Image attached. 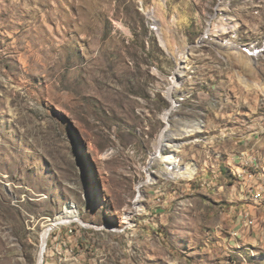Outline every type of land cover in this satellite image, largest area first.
<instances>
[{"label":"rangeland","instance_id":"obj_1","mask_svg":"<svg viewBox=\"0 0 264 264\" xmlns=\"http://www.w3.org/2000/svg\"><path fill=\"white\" fill-rule=\"evenodd\" d=\"M69 203L82 221L43 264L210 262L194 249L222 213L240 220L223 259L264 264V0H0V264H39Z\"/></svg>","mask_w":264,"mask_h":264},{"label":"crops","instance_id":"obj_2","mask_svg":"<svg viewBox=\"0 0 264 264\" xmlns=\"http://www.w3.org/2000/svg\"><path fill=\"white\" fill-rule=\"evenodd\" d=\"M193 188H196V186H192ZM242 195V198L245 196V194H240ZM239 205H241V203H239V201L237 202ZM243 205H250L247 202L243 201ZM217 217V223L215 225H213V227H207L205 228L204 226L201 225V229H202V235L201 236V240L199 243V248L198 249H194L199 250L200 251H205L207 253L211 254L212 260L210 262H195L191 264H230L231 262L228 260L223 259V257H225L226 254L228 253H235V246L240 244V239H239V233H236L234 236H232L233 232L231 231L234 227H237L238 223H240L239 220V216H237V219H232V221L234 220L236 224H232L230 225V220L229 217H232L231 214H225L222 213L221 215H218ZM206 218L208 219V222H212L216 219V217H214V213H210L206 216ZM212 220V221H211ZM144 222V224H142ZM141 222H138L137 227L135 228L134 232L136 235L134 236V242L136 243V247L139 248V250L141 252H144L145 250L151 249L153 246V242H140L141 238H145L147 235H150V230H155L156 228V220L155 217H153V214H149L148 218L143 220ZM227 224L228 229H226L225 225ZM212 225V224H211ZM144 227H148V230H145ZM151 230V231H152ZM205 231V232H204ZM155 232V231H154ZM157 232V231H156ZM232 232V233H231ZM159 233V232H157ZM124 241H123V247L124 249H127V247H129L130 242L133 238H129L128 234H124ZM123 240V238H122ZM127 243V244H126ZM221 247H220V246ZM153 249V248H152ZM235 255V254H234ZM191 257H193V253L190 254ZM176 262H178L176 260Z\"/></svg>","mask_w":264,"mask_h":264},{"label":"bare ground","instance_id":"obj_3","mask_svg":"<svg viewBox=\"0 0 264 264\" xmlns=\"http://www.w3.org/2000/svg\"><path fill=\"white\" fill-rule=\"evenodd\" d=\"M220 12V11H219ZM151 13V12H150ZM226 18V16H224ZM227 20V19H226ZM159 22V25H160V28L163 30V32L165 33V30L166 32L169 30L168 26H167V23L164 21V19H160ZM224 22V21H223ZM221 22V23H223ZM227 21H225L224 23H226ZM230 22V21H229ZM219 23V22H218ZM220 23V24H221ZM228 23V22H227ZM214 24V23H213ZM217 24V23H216ZM232 24V23H230ZM217 27V26H216ZM221 27V26H220ZM222 30V28H220ZM224 27V26H223ZM226 27V26H225ZM229 27V26H228ZM227 27V28H228ZM218 28V27H217ZM214 29V28H213ZM175 52V51H174ZM183 61V60H182ZM181 65V68H182V63L180 64ZM180 67V66H179ZM178 75V74H177ZM171 111L172 110H169L165 117L170 120V116H171ZM197 124V123H196ZM170 127V126H169ZM188 125L185 127H181L179 130H175V132L172 130L170 131V129L168 128L166 133H164L160 139V143H159V151L157 153H160L161 152V149L165 146H172V147H175L176 149L178 148L177 146H179V143L177 142H172V139L177 137V136H185V135H188L190 134V132L194 131V130H200V126L198 125H195V129H189L190 127H188ZM165 132V131H164ZM154 159L157 160V161H160V157H159V154H156L154 156ZM163 161H167L169 163L168 165V172L169 173H172V174H175L177 176H181V177H184V178H192L194 176V174L197 172L198 168H197V165L194 164V163H187L183 166H180L179 165V161H178V158L176 155L174 154H169V155H163ZM162 161V162H163ZM167 163V164H168ZM167 172V171H166ZM172 176V175H171ZM248 217V216H247ZM71 220H79V221H82L80 215H79V211L77 210V207L74 205V203H69L67 204V206L65 207L64 211H62L60 213V215L50 224L49 227H47L44 232H43V235H42V241H41V251H40V254H39V264H43V261H44V256H45V253H46V250H47V242H48V238H49V234L50 232L59 224V223H66V222H69ZM249 222L250 223H253L254 221L250 218L249 219Z\"/></svg>","mask_w":264,"mask_h":264},{"label":"built area","instance_id":"obj_4","mask_svg":"<svg viewBox=\"0 0 264 264\" xmlns=\"http://www.w3.org/2000/svg\"><path fill=\"white\" fill-rule=\"evenodd\" d=\"M70 231H73V228H71Z\"/></svg>","mask_w":264,"mask_h":264}]
</instances>
